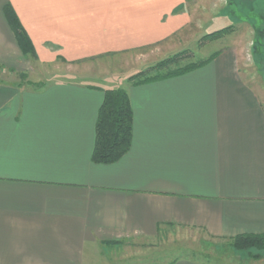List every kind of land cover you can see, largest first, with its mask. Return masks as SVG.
<instances>
[{
  "label": "crops",
  "instance_id": "1",
  "mask_svg": "<svg viewBox=\"0 0 264 264\" xmlns=\"http://www.w3.org/2000/svg\"><path fill=\"white\" fill-rule=\"evenodd\" d=\"M230 5L0 0V264L173 251L166 264H205L179 252L264 235V78L252 56L264 0L253 6L260 30L235 24L206 65L129 84L130 151L92 162L105 91L196 45ZM8 6L34 53L20 48Z\"/></svg>",
  "mask_w": 264,
  "mask_h": 264
},
{
  "label": "trees",
  "instance_id": "2",
  "mask_svg": "<svg viewBox=\"0 0 264 264\" xmlns=\"http://www.w3.org/2000/svg\"><path fill=\"white\" fill-rule=\"evenodd\" d=\"M5 14L11 23L20 48L25 55L34 53V48L20 26L18 18L11 6L5 8ZM234 26L223 28L219 31L205 35L199 46L205 43L222 39L233 33ZM264 38V30H261L257 38ZM257 49L254 45L253 53ZM189 50H184L169 58H166L145 71H141L128 79L132 85H141L158 80H164L186 74L197 68L206 65L213 57L199 62L187 64L180 67V62L187 59ZM260 61H264L263 55L258 56ZM257 59V58H256ZM172 67H176L172 69ZM166 72H163L165 71ZM95 147L92 155V162L98 165H112L120 161L129 151L133 138V110L127 91L124 89H108L105 91V99L99 110L96 123ZM228 247L235 253L264 255V235H242L229 241Z\"/></svg>",
  "mask_w": 264,
  "mask_h": 264
},
{
  "label": "rangeland",
  "instance_id": "3",
  "mask_svg": "<svg viewBox=\"0 0 264 264\" xmlns=\"http://www.w3.org/2000/svg\"><path fill=\"white\" fill-rule=\"evenodd\" d=\"M257 2H260V0H231V7L230 10L233 12H230L229 16L225 15L222 16L218 23L212 27L210 32H214L216 30H221L223 28L234 26L235 24H251L254 26V28H258L260 30L262 19L259 17L258 12H255L253 10V6L257 4ZM255 7V6H254ZM229 38L225 37L224 39L220 40L219 42L211 41L208 43H205L203 46H199L197 43L196 45H192L187 49L190 51V55H188L187 59H183L180 62V67H184L187 64L199 62L202 60H205L208 58V56L214 54L225 46L226 43H228ZM257 43V49L252 54L254 62L259 67V72L262 74L264 78V61H260L258 56L261 57L263 55V49H264V38H258L256 39ZM257 58V59H256ZM251 55H248V61L251 64ZM176 68V67H175ZM172 67V69H175ZM149 69V68H148ZM147 70V69H145ZM143 70V71H145ZM163 72H166L163 71ZM131 77V76H130ZM129 77L126 79V81H122L119 83V88L122 89H128L129 83H128ZM196 251L192 252L191 250L179 252L181 256H185L187 254H191L192 257L195 259H198L202 261L205 264H264V255H256V254H240L235 253L233 250H231L229 247H222L219 248L218 251H215L213 248H207L205 245L197 243ZM191 251V252H190ZM119 254L120 253H113L112 257L110 256L109 261H107V264H166L168 262H171L172 260L178 258V253L175 251L172 252V255H162V257H154V258H146L141 260H136L133 262H130L129 259L123 258L122 260H119ZM101 264V263H100Z\"/></svg>",
  "mask_w": 264,
  "mask_h": 264
}]
</instances>
